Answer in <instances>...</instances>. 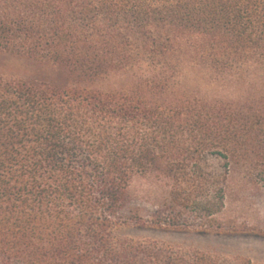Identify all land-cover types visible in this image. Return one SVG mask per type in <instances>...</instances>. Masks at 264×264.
<instances>
[{"label":"trees","instance_id":"1","mask_svg":"<svg viewBox=\"0 0 264 264\" xmlns=\"http://www.w3.org/2000/svg\"><path fill=\"white\" fill-rule=\"evenodd\" d=\"M0 54L55 73L0 77V264H254L123 234L221 232L235 180L264 190V0H0ZM187 55L247 96L188 94Z\"/></svg>","mask_w":264,"mask_h":264},{"label":"rangeland","instance_id":"2","mask_svg":"<svg viewBox=\"0 0 264 264\" xmlns=\"http://www.w3.org/2000/svg\"><path fill=\"white\" fill-rule=\"evenodd\" d=\"M179 70L184 91L200 99L237 101L246 97L250 90L249 78L238 81L230 74L215 71L209 63L194 55L181 58ZM54 75L51 67L38 65L24 57L0 54L2 78L28 80ZM131 83L132 79L127 75L115 73L99 80L95 88L104 92H119ZM149 189L150 182L146 179H138L133 185L134 193L140 197ZM220 220L227 225L221 232L146 227L130 228L123 237L155 242L181 252H199L227 261L240 258L264 264V190L235 180Z\"/></svg>","mask_w":264,"mask_h":264}]
</instances>
